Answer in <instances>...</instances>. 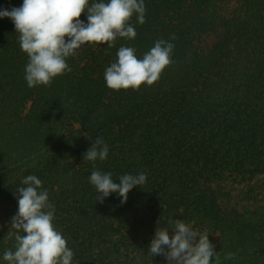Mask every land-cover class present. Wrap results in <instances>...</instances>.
I'll return each instance as SVG.
<instances>
[{
	"label": "trees",
	"instance_id": "obj_1",
	"mask_svg": "<svg viewBox=\"0 0 264 264\" xmlns=\"http://www.w3.org/2000/svg\"><path fill=\"white\" fill-rule=\"evenodd\" d=\"M22 3L0 0V10ZM144 3L145 23L135 15L130 21L134 39L117 38L111 48L85 44L68 58L70 72L32 88L15 26L0 18V264L15 244L8 238L15 194L29 174L48 191L72 264H166L147 250L168 217L207 231L213 264H264V205L227 210L217 190L264 173V0ZM80 19L86 23V13ZM218 30L203 51L202 38ZM160 38L174 50L158 82L139 90L106 86L103 74L119 47L142 57ZM98 136L108 157L83 161ZM93 163L117 183L141 172L146 183L124 204L116 193L99 203L89 183Z\"/></svg>",
	"mask_w": 264,
	"mask_h": 264
},
{
	"label": "clouds",
	"instance_id": "obj_2",
	"mask_svg": "<svg viewBox=\"0 0 264 264\" xmlns=\"http://www.w3.org/2000/svg\"><path fill=\"white\" fill-rule=\"evenodd\" d=\"M86 13L87 22L80 19ZM144 0H23L19 7L0 10V18H10L18 33L19 47L28 57L24 79L28 87L51 86L53 80L70 72L69 57L78 54L85 44L105 43L114 47L117 38L134 39L135 27L130 23L135 15L139 24L145 23ZM171 40H175L172 35ZM174 44L157 39L142 57L136 49L119 47L116 58L104 71V81L111 90H139L142 85L158 82L163 71L173 63ZM109 147L103 137H96L83 154V161H104ZM115 182L112 173L95 168L89 183L103 203L116 193L121 204L127 202L134 187L146 183L147 176L123 174ZM16 199L18 211L11 217L8 238H14L12 249H6L7 264H72L74 253L67 239L54 225L55 208L42 181L29 174L21 181ZM166 227L157 226L150 241L148 254L163 257L167 264H213L217 256L207 231L195 229L185 221L168 217ZM170 232L173 233L170 236ZM229 253L227 258L232 259Z\"/></svg>",
	"mask_w": 264,
	"mask_h": 264
},
{
	"label": "rangeland",
	"instance_id": "obj_3",
	"mask_svg": "<svg viewBox=\"0 0 264 264\" xmlns=\"http://www.w3.org/2000/svg\"><path fill=\"white\" fill-rule=\"evenodd\" d=\"M221 31L205 34L201 41L203 51H209L220 38ZM222 206L227 210L244 211L264 205V173L250 182L224 181L217 187ZM167 264V263H166Z\"/></svg>",
	"mask_w": 264,
	"mask_h": 264
}]
</instances>
